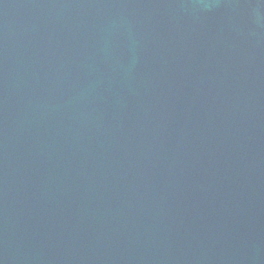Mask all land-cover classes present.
<instances>
[{"label": "water", "instance_id": "water-1", "mask_svg": "<svg viewBox=\"0 0 264 264\" xmlns=\"http://www.w3.org/2000/svg\"><path fill=\"white\" fill-rule=\"evenodd\" d=\"M0 264H264V0H0Z\"/></svg>", "mask_w": 264, "mask_h": 264}]
</instances>
